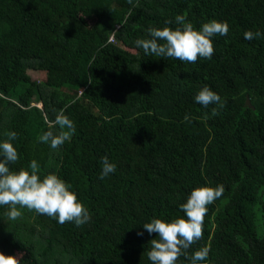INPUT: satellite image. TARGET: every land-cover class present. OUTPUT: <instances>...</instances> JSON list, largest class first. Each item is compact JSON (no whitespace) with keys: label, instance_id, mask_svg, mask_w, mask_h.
I'll return each mask as SVG.
<instances>
[{"label":"trees","instance_id":"16d2710c","mask_svg":"<svg viewBox=\"0 0 264 264\" xmlns=\"http://www.w3.org/2000/svg\"><path fill=\"white\" fill-rule=\"evenodd\" d=\"M177 15L195 30L227 22L210 60L136 47L149 28L182 27ZM246 31L264 33V0H0V143L19 154L10 171L36 160L41 179L56 174L91 215L61 225L19 206L11 220L0 206V253L20 264H151L158 234L143 225L186 218L192 190L223 185L203 238L176 264L204 247L197 264H264V36L245 40ZM204 86L226 102L217 116L218 105L195 101ZM61 110L76 131L53 149L37 138L59 134L50 125ZM104 156L117 170L101 180Z\"/></svg>","mask_w":264,"mask_h":264},{"label":"clouds","instance_id":"9594fccd","mask_svg":"<svg viewBox=\"0 0 264 264\" xmlns=\"http://www.w3.org/2000/svg\"><path fill=\"white\" fill-rule=\"evenodd\" d=\"M132 4V0H128ZM175 22L182 27L175 30L164 27L162 30L149 28L150 39H137V48H142L146 55H155L161 58L177 59L181 62L195 63L198 59H211L214 55L212 37L216 35L227 36L229 25L227 22L212 20L204 23L200 30H195L191 22H186V16L177 15ZM172 21H165L171 24ZM264 36L260 31H246L245 40L259 39ZM196 103L208 107L218 105L212 109L211 115H219V109L225 107L221 97L204 86L195 96ZM209 117H205L207 119ZM185 121L190 122V117L185 115ZM58 125L61 129L58 135L49 130L38 136L39 143H50L56 149L69 141L76 131L74 122L61 110L51 122V127ZM10 140L16 139V133L7 134ZM0 206H9L7 213L9 219L17 220L22 216L20 208H27L38 214L58 220L61 225L75 223L82 226L89 223L91 215L89 210L80 202L77 195L70 191L71 185L59 178L56 174H47L41 179L40 165L36 160L29 164V170L20 169L18 172L10 171L9 165L19 161V154L12 143H0ZM102 171L99 178L104 180L116 172V165L111 163L107 156L101 158ZM225 189L223 185L212 187H198L191 191L186 203L180 205L186 218H178L165 222L154 218L143 225L149 235L157 233L158 238L150 241L151 250L147 256L151 264H176L181 256L188 257L187 250L192 244L203 238L204 219L208 213V206L219 199ZM137 235H143L142 232ZM210 249L204 247L191 256L192 264L208 258ZM0 264H20L16 256H5L0 253Z\"/></svg>","mask_w":264,"mask_h":264},{"label":"rangeland","instance_id":"374dc122","mask_svg":"<svg viewBox=\"0 0 264 264\" xmlns=\"http://www.w3.org/2000/svg\"><path fill=\"white\" fill-rule=\"evenodd\" d=\"M91 22H92V20H91L90 18H88V19H87V23L90 25ZM32 77H33L34 80H41L42 78H44V77L42 76V73H40V74L37 73L36 75H33ZM31 107H33V108H32L33 110H31V111H32L33 114H34L36 108H37V107H40V108H41V105H40V104H35V105H32ZM34 107H36V108H34Z\"/></svg>","mask_w":264,"mask_h":264},{"label":"water","instance_id":"95a60500","mask_svg":"<svg viewBox=\"0 0 264 264\" xmlns=\"http://www.w3.org/2000/svg\"><path fill=\"white\" fill-rule=\"evenodd\" d=\"M246 105H248L249 107H250V101H249V99L248 98H246Z\"/></svg>","mask_w":264,"mask_h":264},{"label":"built area","instance_id":"2783aa9c","mask_svg":"<svg viewBox=\"0 0 264 264\" xmlns=\"http://www.w3.org/2000/svg\"><path fill=\"white\" fill-rule=\"evenodd\" d=\"M109 41H110V42H114L113 35L110 36Z\"/></svg>","mask_w":264,"mask_h":264}]
</instances>
